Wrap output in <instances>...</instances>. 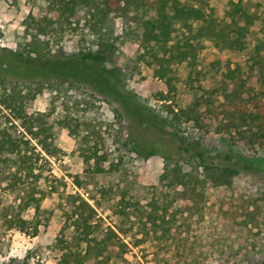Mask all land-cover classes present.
I'll use <instances>...</instances> for the list:
<instances>
[{"label":"rangeland","instance_id":"1","mask_svg":"<svg viewBox=\"0 0 264 264\" xmlns=\"http://www.w3.org/2000/svg\"><path fill=\"white\" fill-rule=\"evenodd\" d=\"M224 2L205 3L222 17ZM243 2L249 12L264 14V3L259 6L256 0ZM154 15L135 5L112 12L117 50L112 63L104 65L83 61L76 55L93 38L87 25L90 8L84 5L74 17L80 22L79 29L52 37V49L58 55L39 60L27 57L23 48L31 32H38L39 21L48 23L40 17L55 19L57 13L49 10L46 0H0V92L3 86L18 91L25 112L32 115L45 112L54 116L63 111L64 98L73 95L93 100L92 117L86 115L84 103L73 114L77 133L60 125L54 127L63 152L49 157V168L58 178L54 179L57 191L50 202L46 197L38 212L31 207L20 209L29 185H22L17 192L6 188L7 182L0 179V225L5 232L0 239V264H57L63 252L58 239L63 236L72 194H80L96 208L94 222L99 232L132 229L129 236L121 234L129 250L123 259L114 257L113 264H175L178 260L189 264H250L251 256L261 255L264 135L258 124L228 111L227 94L235 91L234 82L214 91L209 75L194 74L193 88L167 93L165 81L155 74L153 66L139 59L138 34L144 21ZM61 52L63 55H59ZM206 56L213 58L210 51ZM113 66L120 68L121 77ZM169 105L178 116L173 117ZM0 108V129L22 131L20 119ZM95 140L100 152L108 154L106 167L119 162L117 177L114 173L86 171L81 148ZM201 153L206 162L240 170L243 186L213 187L205 195L201 185L194 189L195 179L186 185L173 183L174 179L168 177L171 171L191 170L202 162ZM102 186L108 188L104 198ZM123 198L130 202L125 210L121 207ZM243 204L253 212L252 219L245 215ZM219 208L234 212L238 220L249 221L247 229L239 227L233 234V249L223 240L224 219H213L221 213ZM5 212L40 219L38 234L18 227L7 229L3 225ZM149 214L161 224L165 218L168 231L156 227ZM143 223H147L146 229ZM154 227L158 231L138 243ZM72 233L73 228L65 231L68 238Z\"/></svg>","mask_w":264,"mask_h":264},{"label":"trees","instance_id":"2","mask_svg":"<svg viewBox=\"0 0 264 264\" xmlns=\"http://www.w3.org/2000/svg\"><path fill=\"white\" fill-rule=\"evenodd\" d=\"M50 11L57 13L55 19L41 16L47 20L43 25L39 21L38 32H31V39L23 48L27 57L46 59L58 55L52 49V37L64 34L65 31H77L79 20H74L82 6L90 8L87 25L93 38L91 42L76 54L83 61H93L104 65L111 64L115 59L117 44L113 35L110 15L112 12L126 11L131 5L144 9L147 13H154L152 18L144 21L143 30L138 34L139 59L153 66L155 74L165 81L167 93L172 94L193 88L194 74L209 75L213 82L214 91L226 89L230 82L236 84L235 91L227 94V107L234 116L256 123L261 135H264V14L251 13L244 5V0H225L224 16H218L213 8H208L207 0H46ZM203 1V2H202ZM259 6L264 0H256ZM32 19H36L31 15ZM212 52L213 58L206 56ZM61 52L59 55H63ZM21 55V54H20ZM201 64V66H200ZM112 70L120 75V68L113 66ZM2 72L0 70V78ZM190 87V88H189ZM169 98L170 96H166ZM171 99V98H169ZM93 101V100H92ZM91 100L73 95L64 98L63 111L54 116L45 112L36 115L28 114L23 108V102L18 91L7 90L3 86L0 92V105L9 110L11 117L20 119L23 130H10L8 127L0 129V179L7 182L6 188L19 190L22 185H29L27 198L22 199L20 209L34 208L38 212L43 200H52L53 192L57 191L52 174L49 157L63 152L58 145L54 127L60 125L77 133L73 124V114L82 103L86 115L91 116ZM173 117L178 116L175 108L168 106ZM1 111V108H0ZM92 117V116H91ZM90 124L92 125V118ZM96 133L95 130L92 131ZM90 140H88L89 142ZM40 147V148H39ZM81 156L90 173H114L120 170L119 162H111L105 166L108 154L100 152L98 141L81 148ZM201 163L191 170L183 171L174 168L169 178L173 183L190 184L193 179L201 185V192L208 194L213 187H241L243 186L242 172L237 168L206 162L200 154ZM202 167V168H200ZM49 174H45V172ZM199 173L201 175H199ZM210 182L211 185L207 184ZM103 198L108 188L101 187ZM68 219L63 227V236L58 239L63 251L57 264H113V258H124L129 250V244L122 235L129 236L132 229L122 233L114 228L99 232L94 218L96 208L80 194L70 196ZM121 207L125 210L128 203L121 200ZM244 205V204H243ZM115 207V206H114ZM244 207L247 217H254L253 212ZM221 213L213 219H224L223 240L233 249L235 238L233 234L240 229L248 228V220H238L234 212L219 208ZM3 225L7 229L18 227L21 231L38 234L42 221H34L22 216L21 213L5 212ZM222 216V217H221ZM156 227L163 224L154 221ZM246 217V218H247ZM175 225L176 221L174 222ZM145 232V237L138 243L145 241L158 228ZM73 228L72 237L65 234L66 229ZM147 223H143V229ZM5 232L0 225V239ZM122 234V235H121ZM84 244V246H82ZM250 264H264V250L260 256H251ZM175 264L181 263L178 260Z\"/></svg>","mask_w":264,"mask_h":264}]
</instances>
